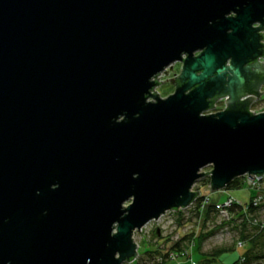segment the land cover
<instances>
[{
    "label": "water",
    "instance_id": "1",
    "mask_svg": "<svg viewBox=\"0 0 264 264\" xmlns=\"http://www.w3.org/2000/svg\"><path fill=\"white\" fill-rule=\"evenodd\" d=\"M263 30L264 0H0V264H131L198 182L263 176Z\"/></svg>",
    "mask_w": 264,
    "mask_h": 264
},
{
    "label": "rangeland",
    "instance_id": "2",
    "mask_svg": "<svg viewBox=\"0 0 264 264\" xmlns=\"http://www.w3.org/2000/svg\"><path fill=\"white\" fill-rule=\"evenodd\" d=\"M181 68L182 65L173 64V70L171 72L169 71V76H167L166 78L162 77L164 84L156 89V93L159 94L161 98L165 99L174 94L175 85L171 84V81H165L172 80V77L174 75L180 73ZM262 93V100H260L252 107V110L256 113L264 111V88ZM219 108L221 109V107ZM211 171L212 167L210 166L204 168L202 172L210 173ZM206 180H210V178L206 177L202 181L198 182L194 186L193 191L200 192L205 196L208 195L211 197V199H213L217 194H212L210 185H206ZM243 180L244 187L241 190L236 191V195L240 200L246 201L248 195L250 193L253 194L254 191H252L247 185V177H244ZM185 226L187 228H184ZM184 229L185 231H188V233L193 231L192 233L196 237V239L194 240L195 243L193 242L195 245L192 249V252L194 253V255L192 256L193 262L189 261V256L184 257L182 255L184 254L182 252L183 250L186 251L190 248L191 239L190 241L181 243L180 251L178 249H171L174 243L179 242L180 237L182 238ZM250 230L251 226L246 225V228H244L243 224L239 220L234 222H226L222 221L219 217H217V215L209 216L206 223L203 224L202 221L199 222V219L196 218L195 215L191 213V211L168 212L160 221L151 222L141 231L135 233L134 240L139 245L140 254L136 264H152V261L144 258V254L146 251L156 252L155 259L157 260L155 261V264L159 262L158 259L161 257L163 258L164 264H198V261L201 258V254H208L216 247H231L235 249V242L242 239L241 231ZM158 232L159 234H157ZM201 236H205L206 238L202 241L199 254L196 253V248L197 241ZM239 251L240 250L237 249L222 254L219 259L220 263L233 264L239 258ZM171 254L174 255V258L171 257Z\"/></svg>",
    "mask_w": 264,
    "mask_h": 264
},
{
    "label": "built area",
    "instance_id": "3",
    "mask_svg": "<svg viewBox=\"0 0 264 264\" xmlns=\"http://www.w3.org/2000/svg\"><path fill=\"white\" fill-rule=\"evenodd\" d=\"M159 77V76H158ZM157 77V78H158ZM155 90V89H154ZM215 109L211 110L209 113H216L214 112ZM251 112L256 113L255 111L251 110ZM252 191H254V195L250 200V204L255 211L254 216H250L248 214V207L245 206L241 201L236 199L233 195H231L227 190H221L218 193L221 194V198L217 202H212L211 197L208 195H203L202 193L196 199L194 203H192L188 208L180 210L182 211H191L192 214L195 215L196 218L199 219V222L202 221L205 211L207 210L208 206H214L215 210L212 212V215H217L222 221L226 222H234V221H243L244 218L248 220L249 224L258 227L260 229H264V175L260 177H255L253 183L251 185L247 184ZM225 192V193H224ZM228 194H227V193ZM203 199V200H202ZM239 207H242L241 211H237ZM175 212V211H174ZM166 215V214H165ZM164 215V216H165ZM162 216L160 220L164 217ZM159 220V221H160ZM189 226V225H188ZM184 228H187L186 226ZM193 232V231H192ZM192 232L185 231L182 233V237L187 234H191ZM179 234V233H178ZM196 239L194 236L193 241ZM181 240V237H180ZM179 240V241H180ZM235 247L238 250H244L246 248V244L242 240H237L235 242ZM194 248V243L192 242L190 248L184 251L182 254L184 257L191 255L192 249ZM172 258L174 255L171 254ZM241 263L244 262L243 254H241ZM160 264L163 263V258L158 259ZM158 262V264H159ZM136 264L137 260L131 264Z\"/></svg>",
    "mask_w": 264,
    "mask_h": 264
},
{
    "label": "trees",
    "instance_id": "4",
    "mask_svg": "<svg viewBox=\"0 0 264 264\" xmlns=\"http://www.w3.org/2000/svg\"><path fill=\"white\" fill-rule=\"evenodd\" d=\"M243 178L244 177L235 179L225 190L229 191V190H240V189H242L244 187ZM206 182H207L206 185H210V180H206ZM215 194H217V195L216 196L212 195V196H214V198L211 199L213 203L219 201L220 196H221V194H219L218 192ZM243 204L248 207V214L250 216H254L255 211L252 208V206L249 205L250 201L248 203H243ZM241 209H242V207H239V209L237 211H241ZM214 210H215V208L213 205L210 207L208 206L207 210L205 211V215L202 219L203 224L206 223V221L208 220V217L212 215V212ZM241 223L243 224L244 228H246V225L251 226V230L250 231H241V233H242V239L241 240L244 241V243L246 244V251L244 253H242L243 257L245 259L244 262L241 263V260H240L241 255H240L239 258L233 264H264V229H260L258 227H255V226L249 224V222H248V220H246V218H244ZM193 237H194L193 233L184 235L179 242L174 243V245L171 247V249H173V250L178 249L180 251L181 250L180 249L181 243L190 241V239H191V243H192V242H194ZM205 238H206L205 236H201L198 239L196 253L200 254L201 244ZM234 250H236V247H235V249L231 248V247H216L213 250H211L208 254H201V258L198 261V264H221L220 260H219L220 256L224 253L234 251ZM182 252L184 253V250ZM155 255H156L155 251H146L144 254V258H147L148 260L152 261L151 262L152 264H155L156 263L155 261L157 260V259H155ZM193 255H194V253L192 252L191 258Z\"/></svg>",
    "mask_w": 264,
    "mask_h": 264
},
{
    "label": "flooded vegetation",
    "instance_id": "5",
    "mask_svg": "<svg viewBox=\"0 0 264 264\" xmlns=\"http://www.w3.org/2000/svg\"><path fill=\"white\" fill-rule=\"evenodd\" d=\"M233 16V15H232ZM263 39L261 43L264 45V30L261 32ZM264 51V48H263ZM198 55V54H196ZM175 64L181 63L177 62ZM251 70L247 75V81L244 86L245 94L242 97H239V102H241L242 105H245L249 107L250 110H252V107L258 103L260 100H262V92L264 88V55L260 57L255 62H252L251 64ZM171 72V71H170ZM169 72V74H170ZM181 73V71H180ZM180 73L174 75L172 77V83L175 85V90L179 85V81L177 77L180 75ZM169 75H166L165 73H162L159 75V77L155 80L157 83V86L155 87V90H153L154 93H156V89L161 87L164 84V81L162 77H167ZM255 92H259L260 94L257 95ZM159 95V94H158ZM213 107L215 111L219 112L224 110L227 107V97L219 96L213 99ZM221 107V109L219 108ZM219 110V111H218Z\"/></svg>",
    "mask_w": 264,
    "mask_h": 264
},
{
    "label": "crops",
    "instance_id": "6",
    "mask_svg": "<svg viewBox=\"0 0 264 264\" xmlns=\"http://www.w3.org/2000/svg\"><path fill=\"white\" fill-rule=\"evenodd\" d=\"M241 190V189H240ZM228 191V190H227ZM236 191H238V190H229L228 192L231 194V195H233L235 198H237V199H239L238 197H237V195H236ZM253 195H254V193L253 194H249L248 195V198H247V200L246 201H242V200H240L242 203H248L249 201H250V199L253 197ZM220 198H221V196H220ZM237 250V249H236ZM246 251V248L244 249V250H240L239 252H240V255L242 254V253H244ZM239 255V256H240ZM189 257H190V259H189V261H192V258H191V255H189ZM189 261H187V262H189ZM193 262V261H192Z\"/></svg>",
    "mask_w": 264,
    "mask_h": 264
}]
</instances>
